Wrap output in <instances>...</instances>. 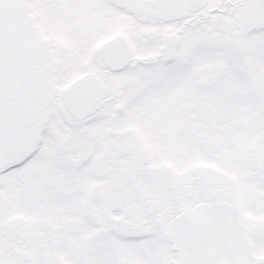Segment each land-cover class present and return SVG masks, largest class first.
<instances>
[{"label": "snow or ice", "instance_id": "obj_1", "mask_svg": "<svg viewBox=\"0 0 264 264\" xmlns=\"http://www.w3.org/2000/svg\"><path fill=\"white\" fill-rule=\"evenodd\" d=\"M0 264H264V0H0Z\"/></svg>", "mask_w": 264, "mask_h": 264}]
</instances>
